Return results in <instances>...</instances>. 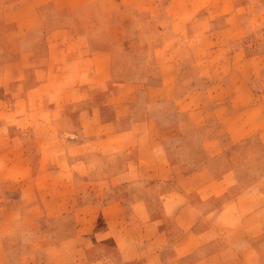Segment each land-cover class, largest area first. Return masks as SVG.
Listing matches in <instances>:
<instances>
[{
  "label": "rangeland",
  "instance_id": "1",
  "mask_svg": "<svg viewBox=\"0 0 264 264\" xmlns=\"http://www.w3.org/2000/svg\"><path fill=\"white\" fill-rule=\"evenodd\" d=\"M16 1L18 0H0V63L6 49L8 50L18 36L16 33L3 35V27L12 26L18 18V6L14 5ZM26 1L29 2L26 7L30 15L24 23L26 24L24 28L32 34L40 31L37 26L41 24V20L38 19L36 8L52 15L53 18L57 16L56 0ZM111 1L124 3L129 0ZM140 1L144 3L141 10L127 11L124 8H112L103 14V18H111L112 22L125 21L137 17L138 11L143 15L151 14L154 18L164 15V18L169 19L168 26L171 30V38L168 40L171 45L168 44L166 49L167 51L169 48L178 49L180 79L190 76L193 80H203V82L208 79L207 83H211L212 80L221 82V85L209 90L210 96L219 98V101L207 102L205 99L203 102L208 109L216 104L223 105L224 113L221 109V117L211 116L205 124L194 128L189 127V121L180 123V120H177L178 118L181 121L186 120L185 112L178 117L185 104H169L168 111L175 114L173 118L168 117L166 111L160 114L159 118L164 127L161 137L163 142L165 141L164 146L168 148L169 161L176 163L174 168L176 172L171 171L172 175L182 177L185 173L194 171L189 168L181 169L177 164L179 161H186L184 164L193 166L192 160L197 157L206 160L209 155L207 148L210 144L219 143L224 149L222 150L217 144L219 153L216 155L215 164L218 175L221 176L220 171L228 167L236 168L239 176L244 175L249 178L247 187L250 184L253 187L246 194L247 196H238L241 197L239 201H242L238 203L248 204L247 207L244 206L246 211H252L263 205L264 0ZM106 2L109 3V0ZM93 4V11L99 12L98 4ZM160 6L164 8L160 10ZM83 12V9L78 10L76 14L82 17L85 13ZM118 27L114 30V25L110 26L108 22L104 26L107 34L113 31V34L115 32L124 36L125 27L120 25ZM124 43L128 45L133 42ZM158 43L160 42L156 41V44ZM108 45L112 43L108 42ZM28 48L30 49L23 54L26 56L25 66L29 69L38 63L40 57L35 56L31 42H28ZM159 52L163 57V51ZM200 69L203 78L198 75ZM33 76L34 72L28 74L29 85L33 84ZM227 81H230L231 88L226 87ZM188 84L178 83V94L183 95L188 92ZM113 88L114 85L110 83V89L105 93L110 95ZM106 94L97 99L100 104L95 107L89 106L84 111L69 113L67 109L74 107L68 105L64 109L56 110V114L63 113V115L59 121L54 122L52 119L54 110L51 104L31 108L28 102L30 99L21 97L26 100H16L7 88L1 86L0 118L6 110L13 108L21 113L22 120L18 123L14 121L12 124L20 125L25 129L23 138H14L10 142H5L13 149L0 152V162L3 161V168L0 170V215L3 213L4 204L14 202L7 205L4 212L11 217L21 219L20 222L12 223L14 224L12 228L17 231L11 234L12 256H19L20 262L23 261L20 257L25 258L24 263L20 264H56L53 260L42 261L36 253H32L33 248L39 244H47L50 247L54 243H58L65 264H75L65 253L63 245L65 239L72 234L86 241L102 239L106 235L112 236L107 239L108 247L100 250L102 259L99 260L97 255L93 256L97 258L93 264H114L115 259L131 256V249L124 247L120 252L119 248L114 247L115 241L134 247L132 256H136L140 261H147L160 246L169 247L176 239H180L179 234L171 237L166 233L165 225L160 218L150 220L152 213L139 209L132 188H126L124 185L120 188V183L115 185L112 179H101L110 171L102 166L116 151L126 150L130 146L131 150L125 151L127 153L124 156L129 163H133V157L136 156L135 151H132L134 148L130 144L131 139L118 134L117 131H120L118 125H115L117 128L113 125L112 121L117 114L115 104L118 102L105 98ZM227 96L232 97V104L238 110L234 120L229 121V126L223 120L227 118L226 113H228L225 104L228 103L227 101L230 102L226 99ZM133 98L136 97H130V100ZM107 100H110V103L104 105ZM205 118L206 115L203 114L202 120ZM120 124L125 127L129 126L130 122L127 120ZM242 124H244L243 128H246V137L240 140L237 137V143H230L227 136L228 128L237 130ZM177 126H181L185 133H181V136L170 135L169 131ZM80 128L85 130L86 137L74 139L68 135V133L79 134ZM215 138L218 140L212 143L211 139ZM157 144L162 145L161 142ZM51 146L58 147L59 152L61 150L63 156L67 160L71 159L74 165L73 169L66 168L65 173H62L64 179H61L57 172L51 173L49 168L46 169L45 163L48 166L51 160ZM105 150L110 152L105 153ZM159 151L163 155L162 146L159 147ZM126 174L129 172L123 173V176ZM162 176L171 175L166 172ZM61 180L64 182L71 180L72 183L64 186L61 185ZM258 181L261 183L255 185ZM147 187L152 189L154 185L151 183ZM147 187L145 191L149 190ZM218 188L220 192L225 191L223 186ZM252 194L258 196L249 204L248 196ZM17 201L20 203H15ZM220 203L221 201H218V205ZM262 219L264 220V217ZM236 220L234 223L237 224ZM254 238V245L247 250L244 257L250 264H264V235ZM238 252L241 253L240 250ZM227 254L229 257H234L236 251H229ZM31 255L34 258L32 261H30ZM40 255L46 256L44 252ZM180 255L181 253L178 254V259ZM193 259L194 257L184 258L183 261L190 264L188 262ZM183 261L181 260V263ZM216 262L213 261L212 264H217Z\"/></svg>",
  "mask_w": 264,
  "mask_h": 264
},
{
  "label": "crops",
  "instance_id": "2",
  "mask_svg": "<svg viewBox=\"0 0 264 264\" xmlns=\"http://www.w3.org/2000/svg\"><path fill=\"white\" fill-rule=\"evenodd\" d=\"M93 3L98 4L99 12L93 11ZM27 4L29 2L26 0L16 1L14 5L18 6V18L12 26L3 27L4 36L15 33L18 36L1 59L0 88L1 86L7 88L16 100L30 99L28 102L31 108L51 104L54 110L52 119L56 122L63 113L56 114L55 111L64 109L66 105L74 107L67 109V112L72 113L100 104L97 99L104 97L112 83L114 88L111 94L105 96L118 102L115 104L117 114L114 115L112 122L114 126L119 127L118 134L131 139L130 144L134 148L132 151H135L136 156L133 157L134 162L129 163L124 156L127 153L125 151L131 150L130 146L126 150L116 151L102 166L110 171L101 179H112L115 185L120 183V188L123 185L132 188L139 209L152 213L150 220L158 217L165 225L166 233L171 237L179 234L180 239H176L169 247L160 246L147 261H140L136 256H132L134 247L115 241L114 247L119 248L120 252L124 247L131 249L132 252L130 257L115 259L114 264H187L183 261L184 258L191 257L194 259L188 262L190 264H212L217 259V264H227V262L250 264L244 256L254 245V237L264 235L262 219L264 204L252 211H246L244 206L247 207L248 204L238 203L242 202L239 201L241 197L238 196L248 194L253 187L251 184L247 187L249 178L244 175L239 176L236 168L228 167L220 171L221 176L218 175L215 160L220 144H210L207 148L208 158L206 160L195 158L192 160L193 166L184 164L186 161L178 162L177 165L181 169H194L191 173H185L182 177H174L171 173V171L176 172L174 171L176 163L169 161L168 148L164 146L165 141L163 142L161 137L164 127L159 118L160 114L166 111L168 117L173 118L175 114L168 111L169 104H185L178 117L185 112L186 120L181 121L180 118L177 120H180V123L189 121V127L198 128L211 116L221 117L224 110L221 104L208 109L203 103L205 99L207 102L219 101V98L210 96L209 90L215 89L216 86L221 85V82L212 80L211 83H207L208 79L203 82V80H193L190 76L180 79L178 49L169 48L168 51L166 49L171 38L169 19L164 18V15L154 18L151 14L143 15L139 11L136 13L137 17L125 21L112 22L111 18H103V14L112 8L119 7L118 9L124 8L127 11L141 10L144 3L140 0H129L124 3L117 1L112 3L111 0L109 3L106 0H56L58 11L54 18L36 8L38 19L41 20V24L37 26L40 31L36 32V30V33L32 34L24 28L26 25L24 23L30 15L27 12ZM163 8L160 6V10ZM82 9L85 13L83 12L81 17L76 12ZM107 22L110 26L114 25V30L119 28V25L124 26L126 30L124 36L115 32L113 34V31L107 36L109 34L104 28ZM127 41L133 43L127 45L124 43ZM156 41L160 43L156 44ZM28 42L33 45L31 49H34L35 56L40 57L38 63L29 69L25 66L26 56L23 54L30 49ZM108 42L112 45H108ZM161 50L163 57L160 56ZM32 72H34L33 84L29 85L28 74ZM198 75L203 78L201 69ZM178 83L179 85L189 83L188 92L183 95L178 94ZM225 84L226 87L231 88L230 81ZM134 96L136 98L130 100V97ZM226 99L231 103L227 101L228 105L225 104L228 113H226L227 118L223 120L229 126V121L234 120L238 110L232 104V97L227 96ZM109 103L110 100H107L104 105ZM221 109L222 113H220ZM203 114L206 115L204 120H202ZM1 117L0 122L3 123H0V152H5L13 149L5 142H10L14 138H23L25 129L20 125L12 124L14 121L18 123L22 120L21 113L13 108L6 110ZM127 120L130 122L129 126L124 127L120 124ZM243 125L237 130L228 128L227 136L230 143H237V137L239 140L246 137L247 132ZM182 130L181 126H177L170 130L169 134L181 136V133H185ZM68 135L74 139H82L86 137V132L80 128L79 134L68 133ZM217 140V138L211 139V142L215 143ZM158 142L162 145L157 144ZM160 146L163 155L159 151ZM220 147L224 149L222 145ZM39 151L41 152V148ZM50 159L48 166L45 163L46 169L49 168L51 173L57 172L61 179H64L61 175L65 173L66 168H74L72 160H67L61 150L59 152L58 147H50ZM2 168L3 161L0 162V170ZM127 171L129 174L123 176ZM166 172L172 177H163L162 174ZM70 183L71 180L67 182L61 180V185ZM151 183L154 187L149 189L147 186ZM260 183L261 181H258L255 185ZM219 186H223L225 191L220 192ZM146 187L148 191H145ZM234 190L237 192L235 193ZM257 196V194L248 196L249 204L255 201ZM218 201H221L219 205ZM11 203L14 202L3 205V213L0 215V264H20L25 260L24 257H20L23 258L20 262L19 256H12L11 234L17 231L12 228L14 225L12 223L20 222L21 219L11 217L4 212ZM235 219L238 221L237 224L234 223ZM110 237L112 236L106 235L102 239L86 241L72 234L65 239L64 250L75 264H93L97 258L102 259L100 250L108 247L107 239ZM239 250L241 253L238 252ZM229 251H236V255L229 257L227 254ZM41 252L46 256L42 257ZM32 253H36L42 261L53 260L56 264H65L58 243L50 247L47 244H39L33 248ZM179 253L181 255L178 259ZM95 255L97 258L93 257ZM33 259L31 255L30 261ZM231 260L232 262H229Z\"/></svg>",
  "mask_w": 264,
  "mask_h": 264
}]
</instances>
